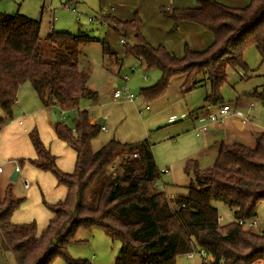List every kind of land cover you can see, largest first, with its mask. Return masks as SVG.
I'll list each match as a JSON object with an SVG mask.
<instances>
[{
    "label": "trees",
    "instance_id": "obj_1",
    "mask_svg": "<svg viewBox=\"0 0 264 264\" xmlns=\"http://www.w3.org/2000/svg\"><path fill=\"white\" fill-rule=\"evenodd\" d=\"M159 12L172 22L173 31L189 23L211 34L213 41L200 52L185 45L177 57L144 39L136 12L128 21L103 15L114 32L134 41L123 43L122 58H134L146 70L160 72L157 85L141 91L147 99L161 95L173 77H185L182 91H190L194 78L205 75L210 85L205 101L215 106L221 103L226 70H247L242 60L247 48L253 47L264 63V0H248L243 8L197 0L191 8L161 7ZM92 42L100 43L103 56L119 59L98 38L55 32L41 37L39 21L0 13V110L10 116L20 85L28 83L43 108H57L61 114L77 111L71 128L58 121L53 124L56 139L75 154L70 173L57 167L35 128L28 133L35 158L27 163L50 174L66 195L54 204L42 201L52 218L38 234L34 222L12 224L11 216L23 199L7 187L0 197V252L12 253L16 264H51L55 257L66 264H88L72 260L67 250L86 242L77 238L79 233L90 235L100 229L119 244L114 264H175L177 257L194 248L211 256L209 264L264 263V229L256 233L238 225L254 221L258 204L264 202V132L254 137L251 148L221 144L210 169H200L196 160L186 161L184 172L193 177L195 187H189L186 197L168 198L153 187L160 174L146 140L134 144L111 140L98 151L91 150L102 125L91 123L87 111H78L77 106L81 100L97 98L88 87L89 74L79 69L81 47ZM116 160L121 161L119 172H108ZM214 202L232 210V223L218 224Z\"/></svg>",
    "mask_w": 264,
    "mask_h": 264
},
{
    "label": "rangeland",
    "instance_id": "obj_2",
    "mask_svg": "<svg viewBox=\"0 0 264 264\" xmlns=\"http://www.w3.org/2000/svg\"><path fill=\"white\" fill-rule=\"evenodd\" d=\"M145 1L135 0V6L137 7L141 3L142 8L149 7V11H154L160 22L164 23L167 20L172 24L159 12L160 6H156L155 2L148 0L145 6ZM99 2L100 0H0V13H19L39 21L41 37H45L51 32L66 33L71 36L85 34L108 43L118 53L119 59L103 56L100 43L92 42L81 47L79 60V69L89 74L88 87L97 93V98L93 101L81 100L77 110L87 111L90 118L95 121L102 120V126L106 130L105 132L99 131L92 140V152L98 151L111 140L122 144H134L146 140L157 170L159 172L161 170L168 171L166 174H161L155 183L162 185L161 189L170 199L186 197L189 187H195L193 177L187 176L184 172L186 161L196 160L200 169H210L221 144L239 143L251 148L254 147V137L264 131V63H261L259 55L253 47L247 48L242 55L247 70L242 68L227 69L226 82L219 91L221 103L215 106L209 105V111L215 114L216 107L226 104L230 106L229 115L236 111L240 112L239 116H233L235 121L239 122L240 118H246L247 124L242 126L239 122L242 127L239 129L233 124L234 120L230 119V116L228 121H223L220 127H211L208 131V138L206 136L196 137L193 129L204 123L203 115H205L206 106H208L205 98L210 96V85L205 75L194 78L193 82L196 85L191 87L190 91H182L185 77H173L161 95L150 99L145 98L141 91L157 85L160 80V72L156 69L146 70L134 58H122L123 44L120 43V39H124L127 43H134L133 39L114 32L109 26L102 27L98 23L87 21L88 17L100 18L104 15L100 14ZM112 4L113 2H110V5ZM104 5L105 8L101 9L107 11L109 4L104 3ZM77 16H79V20H77ZM153 27L155 32L158 31L157 34L160 33L164 43L182 40L178 28L177 31H173L172 26L166 30L155 25ZM171 31L172 33H170ZM159 45L163 46L162 44L155 46ZM132 66L137 69L134 73L129 70ZM124 76H128L126 83L123 81ZM123 89H126L127 93L132 96L131 102L113 100L114 90L122 91ZM29 94L31 98H29ZM16 99L24 106L23 110L19 111L20 106L17 104L11 108L10 116L0 110V129L8 124L10 131L15 130L14 125L11 127V121L16 119L22 111L27 115L26 113L45 109L28 83H24L20 87ZM250 104H252L251 108L248 107ZM76 112V110H71L61 114L57 108L53 111L46 109L47 120L39 124V131L43 133V138L53 141L50 146L56 152L57 159L61 158L62 168L71 169L72 161L70 162L69 158L72 156L71 152L68 153L69 151L64 145L57 141L53 124L58 121L71 128ZM52 115L56 118L55 122L51 121ZM91 123L94 122L91 121ZM5 143L3 142V145ZM12 150L14 153L11 152ZM1 151L2 154H6V146L2 147ZM19 152L25 154L24 150L21 151L15 146V142L9 141L8 155L16 157ZM120 163V160H116L108 172H119ZM0 166L1 171L3 170V174L0 175V197L4 195L6 188L10 187L12 194L17 198L25 199L20 205L21 208L14 213L16 223H18L17 221L24 222L14 225L34 222L37 233L40 234L45 228L48 216H52L43 206L42 201L48 203L46 200L50 198V194L55 193L46 189L44 182H41L40 186L46 191L45 196L39 191L35 193L32 189L27 192L22 188L20 179L15 182L10 181L14 169L12 162L0 164ZM42 176L46 183L49 180L52 182V177L49 174L44 173ZM27 178L30 181V177ZM213 206L217 210L218 217L221 218L219 223L221 226L234 221L231 209L216 202L213 203ZM255 221L256 228L253 231L261 232L264 229V202H260L257 206ZM77 238L86 240V242L68 248V256L72 260H85L88 264L115 263L119 244L112 242L102 230L94 229L90 235L79 233ZM0 264H16L13 254L9 251L0 252ZM51 264L66 263L61 257H55ZM175 264H201V261L196 256L187 259L183 255L176 258Z\"/></svg>",
    "mask_w": 264,
    "mask_h": 264
},
{
    "label": "crops",
    "instance_id": "obj_3",
    "mask_svg": "<svg viewBox=\"0 0 264 264\" xmlns=\"http://www.w3.org/2000/svg\"><path fill=\"white\" fill-rule=\"evenodd\" d=\"M146 1H145V6H146ZM148 1L149 2H155V5L160 6V7H172V8H188L189 7V8H191V7H194L196 5L197 0H148ZM215 1L224 5V6L231 7V8H243L248 4V0H215ZM110 2H113V4L110 5ZM99 3H100L99 8H100V14L101 15H103V14L104 15H111V16H113L116 19L121 20V21L130 20L132 18L133 13L136 12L138 14L140 20H141V23H142L141 24V33H142L144 39L153 47H156L155 45L162 44L163 47L169 53H171L177 57L182 56L183 47L185 45H187L188 48L192 51H201L203 49H206L213 41L212 35L204 32L201 28H199L195 25L189 24V23H182L178 26V31L182 35V40L179 39L178 42L176 41V42L164 43V41L161 39V36L159 35L160 33L157 34L158 31L155 32V30H154L155 28L153 26L154 25L159 26L161 28H164V30H166L169 27H171L172 24L165 19H164L165 20L164 23L160 22L159 18L154 13V11H149V7L142 8L141 3H139V5L136 7L135 6V4H136L135 0H100ZM104 3L109 4L108 10L110 12L108 10L107 11L102 10L105 8ZM101 26L105 27L103 25H101ZM176 31H177V29H176ZM180 52H181V55H180ZM22 85H20V87ZM20 87L18 89V92L20 90ZM28 96H29V98H31L30 94ZM15 104L20 106V108H18L19 111L23 110L24 106H22V104L19 101H17V99H16ZM236 112H239V111H236ZM26 114L27 115H25L24 112L22 111V113L19 114V116L16 119H14V120L12 119V121H11L12 125L11 124H9V125H11V127L14 125L15 130L10 131L9 130L10 126H8V124H5L0 129V153H1L0 154V164H6L7 162H12V164L15 167L16 164L18 165L19 160H23L24 163L21 166L18 165L20 173H19V176L17 177V179H20V184H21V179L27 180V182L29 183V188L25 189L23 187V185L21 184L22 188L24 190H27V192L31 191V189L35 193H37V191H39L40 193H43V195L45 196L46 191L40 186L41 182H44L45 188L48 189L50 192L52 191L55 193V194L51 193L50 198L47 199L46 201L48 202V204H54L58 201L64 200L65 195H66V189L63 186L58 185L56 183L55 179L50 174L49 175L52 177V182H51V180H49V182L46 183V180L42 176L45 172L39 171L27 163L28 160L35 158V153L33 151L32 145L28 139V133L33 128H35L38 131L41 142L50 151L51 154L55 155L56 165L62 172H65V173L72 172L74 162H75V154L72 150H70L68 147H66L64 144H62L69 151V152L67 151L68 153L71 152V156H72L69 158L70 162L72 161L71 169L62 168L61 167V158L57 159L56 152L50 146V144L53 141H50V140L48 141V139H44L43 133L39 131V124H42V123H44V121L47 120L45 117L46 109L32 111L31 113H26ZM23 116H25V117H23ZM233 116H236V115H233ZM233 116L230 117V119L234 120L233 124L235 126H237V128H239V129L242 128L241 125L239 124V122L235 121L236 119L233 118ZM227 119L225 120L226 122L228 121ZM90 121L96 122L92 118H90ZM203 122L206 123V115H203ZM199 127H197V128H199ZM217 127H220V126H217ZM217 127H215V128H217ZM197 128H194L193 130H195ZM263 132L264 131H262L258 134H261ZM9 133H10V135H9ZM207 135H208V133H206L204 136H206V138H208ZM9 141L12 143L15 142V146L18 147L21 151L24 150L25 154H22L19 152V155H16V157L14 155H11V154L8 155V142ZM3 142H6V143L3 145ZM5 146L7 148V153L2 154L1 149H2V147H5ZM11 152H13V150ZM12 156H14V157H12ZM198 167H199V164H198ZM13 172H14V169H13ZM1 174H3V170L0 172V175ZM27 177H30V181L28 180ZM161 188H162V186L159 187L158 190L165 192ZM21 199H23V201L25 200L24 198H21ZM20 208H21V206L18 208V210ZM14 213L11 216V222L13 224H20V222H24V221H17L18 223H16L14 221ZM16 216L19 217L17 214H16ZM51 218H52V216H48V218L46 219L47 221L45 223V227L47 226V224ZM20 220H26V219H20ZM254 222H256V221L254 220ZM26 224H28V223H26ZM38 231H40V230L38 229Z\"/></svg>",
    "mask_w": 264,
    "mask_h": 264
},
{
    "label": "built area",
    "instance_id": "obj_4",
    "mask_svg": "<svg viewBox=\"0 0 264 264\" xmlns=\"http://www.w3.org/2000/svg\"><path fill=\"white\" fill-rule=\"evenodd\" d=\"M67 10H69V9L67 8ZM69 11L73 12V10H69ZM78 17L79 16H77V20H79ZM87 21L89 23H98L99 25L108 26L107 23L102 19L101 16H100V18L88 17ZM120 43L121 44L125 43V40L120 39ZM129 70L131 73H134V72H136L137 69L135 66H132ZM123 81L126 83L128 81V76H124ZM112 98H113V100H120V101H127V102L132 101V96L129 93H127L126 89H123L122 91L114 90V92L112 94ZM248 107L251 108L252 104H250ZM209 110H210V106L208 105V106H206V111H205L206 123H204L199 128L194 130V134L196 137L204 136L206 133H208V131L211 127L215 128L217 126H220L223 123V121H225L228 117L233 116V115H236V116L240 115V112L231 113L229 115L230 106H228L226 104H223L219 107H216L215 108V110H216L215 114H213ZM239 122L242 126L247 124L246 118H240ZM101 131H103V132L106 131L103 126L101 127ZM133 157H135V155H133ZM14 171H16L18 173V176H19L20 170H19V167L17 164L14 167ZM0 172H1V166H0ZM167 172L168 171H166V170H161L159 172V174L160 175L166 174ZM21 184L23 185V187L25 189L29 188V183L27 182V180L21 179ZM161 186H162L161 184H156V183L153 184V187L155 189L157 188L156 190H158V188ZM169 208L174 209L171 204L169 205ZM220 221H221V218L218 217L217 218L218 224L220 223ZM238 225L245 228V229H249V230H253L254 228H256V223L254 221H250V222L239 221ZM185 256L188 259H192L193 257L196 256L201 261V264H209L210 262H212L211 256H209L205 251L200 250V249H196V248H194L191 252L187 253Z\"/></svg>",
    "mask_w": 264,
    "mask_h": 264
},
{
    "label": "water",
    "instance_id": "obj_5",
    "mask_svg": "<svg viewBox=\"0 0 264 264\" xmlns=\"http://www.w3.org/2000/svg\"><path fill=\"white\" fill-rule=\"evenodd\" d=\"M170 33H172V31H171ZM51 121H52V122H55V121H56V118H55L54 115L51 116ZM96 123H97L98 125H102L103 121H102V120H98V121H96ZM17 177H18V173H17L16 171H14V172L12 173V175L10 176V181H11V182H15V181L17 180ZM118 253H119V251H118Z\"/></svg>",
    "mask_w": 264,
    "mask_h": 264
}]
</instances>
